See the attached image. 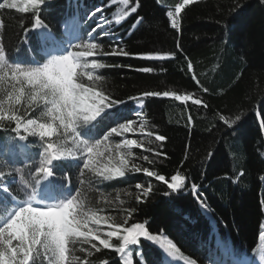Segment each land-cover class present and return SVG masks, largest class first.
I'll list each match as a JSON object with an SVG mask.
<instances>
[{"label":"trees","instance_id":"1","mask_svg":"<svg viewBox=\"0 0 264 264\" xmlns=\"http://www.w3.org/2000/svg\"><path fill=\"white\" fill-rule=\"evenodd\" d=\"M138 2L137 13L119 25L115 20L122 12L118 8L121 3L113 0H51L41 18L48 31L64 38L62 25L74 10L78 13L100 7L104 16L110 18L109 30L118 38L111 41L104 37L105 50L110 51V44L116 42L132 54H176L164 61L135 55L103 57L109 67L100 70L105 79L99 86L113 98L126 101L127 115L141 119L146 131L166 137L156 141L154 135L140 136L144 147L152 151L134 149L135 163L164 175L166 180L179 172L187 177V187L180 193H171L166 183L143 173L93 185L90 177L79 176L74 162L63 172L57 169L56 175L66 174L93 207L105 209L102 215L123 222L127 218L123 210L135 208L128 226L147 222L151 233L166 235L177 245V256L186 262L194 259L196 264H209L217 250V235L235 257L259 261V249L264 243L260 240L264 225V0H196L177 17L179 29L171 27L167 12L183 0ZM138 17L143 20L133 27ZM0 19L5 24L0 35L12 58L39 60L43 55L37 53L41 41L30 30L33 13L5 9L0 10ZM95 19L84 24V33L94 27ZM145 67L153 71L137 70ZM145 91L189 94L202 99L207 107L161 96L144 98L138 111L137 101L129 98L140 97ZM7 136L0 133V138ZM145 155L154 163L143 160ZM23 163L21 157L20 164ZM28 171L24 168L25 178ZM81 179L84 182L78 184ZM137 183L145 188L150 184L151 194L141 196ZM193 183L198 185L199 194L191 191ZM165 192L170 194L165 196ZM102 196L112 203L101 202ZM137 196L143 202L137 203ZM112 243L119 245L116 238H112ZM99 247L100 252L93 250L92 256L87 257L91 264H123L124 259L132 264H165L168 260L158 245L147 240L138 246L142 256L137 252L123 259L114 249ZM77 255L83 264L85 254Z\"/></svg>","mask_w":264,"mask_h":264},{"label":"snow or ice","instance_id":"2","mask_svg":"<svg viewBox=\"0 0 264 264\" xmlns=\"http://www.w3.org/2000/svg\"><path fill=\"white\" fill-rule=\"evenodd\" d=\"M120 2L125 10L116 18L117 25L137 13L140 7L138 0ZM195 2L183 0L174 12H167L173 29H179L177 17L182 9ZM50 3L51 0H0V10L33 13L30 30L41 41L37 53L43 52L39 60L35 57L13 59L0 35V133L8 134L0 138V264H80L78 252L85 254L83 264H91L87 257L92 256L93 250L100 252L99 246L114 249L121 254V259L129 254L135 256L137 252L142 256L138 247L142 240L158 245L167 257H175L180 252L177 245L166 235L151 233L147 222L128 226L135 208L123 210L127 216L123 222L111 215H102L105 209L93 207L66 174L58 177L56 172L57 169L63 172L74 162L79 176L90 177L89 183L93 185L143 173L166 183L171 193L182 192L187 187L185 175L177 172L166 180L164 175L135 163L133 149L152 150L145 148L141 140L129 136L154 135L156 141H164L166 137L146 131L143 122L129 118L126 101L113 98L99 86L105 79L100 70L109 67L103 57L135 55L140 59L164 61L176 54H132L116 42L110 44V51L105 50L104 37L111 41L118 38L109 30L111 21L103 17L100 7L89 17L101 13L96 17V27L86 33L87 39H82L75 31L69 33L68 39L57 37L47 30L48 25L41 18ZM142 20L138 17L133 27ZM4 27L0 19V29ZM27 31L29 29H25ZM188 69H192L191 63ZM137 70L153 71L150 67ZM161 96L183 102L191 100L195 105L207 107L202 99L175 91H145L140 97L129 99L136 100L142 108L144 98ZM220 119L229 124L223 116ZM114 138L119 139L114 141ZM21 157L23 164H20ZM142 159L154 163L147 155ZM24 168L29 169L27 178ZM83 182L81 179L78 184ZM135 187L145 198L152 192L150 184L145 188L137 183ZM191 191L199 194L198 185L191 184ZM141 196L136 197L137 203L143 202ZM101 202L112 203L103 196ZM261 203L264 205V201ZM101 224L109 230L102 232L98 227ZM112 238L119 241L118 246L112 243ZM260 240L264 242V225H261ZM217 247L220 257L215 264H229L232 250L225 245ZM259 258L264 264V243L259 249ZM123 264H132V261L124 259ZM187 264H196V261L187 259ZM237 264L245 262L238 260ZM251 264H256L255 259Z\"/></svg>","mask_w":264,"mask_h":264},{"label":"rangeland","instance_id":"3","mask_svg":"<svg viewBox=\"0 0 264 264\" xmlns=\"http://www.w3.org/2000/svg\"><path fill=\"white\" fill-rule=\"evenodd\" d=\"M121 3L120 0H115V3ZM23 6V5H22ZM120 11H124L125 10V6L121 3V5L118 7ZM77 9V8H75ZM175 9H172V8H169L168 11H173L174 12ZM94 12L93 10L89 9V10H86V11H79L78 14H75L77 16H74L73 18H71V20H67L64 24H63V34H64V39H68L69 38V33L72 32V31H75L77 35H80L82 39H87V37H84V34L82 33L83 32V28H84V24H86V22H89L90 20H92L93 18H96V17H100L101 14L97 13L96 14V17H92V18H89L91 13ZM103 17L107 20L110 21V18L106 15L104 16L103 14ZM94 23H95V26H96V19L94 20ZM77 41L76 40H73V43H76ZM86 78V77H85ZM140 107V106H139ZM139 111V110H138ZM39 113H37L38 115ZM137 120L138 122H140L141 119H139L138 117L135 119ZM139 137L140 135H136V136H129V138H135V139H138L139 140ZM119 138H114V141H118ZM134 150V149H133ZM100 228V230L103 232V231H107L109 230L105 225L101 224L98 226ZM216 245H221V242L219 239H217L216 241ZM220 250L218 249L217 247V251H213L212 253V263L211 264H215L216 260L218 257H220ZM170 260H171V264H185L183 263L182 261H180V259L175 256V257H170ZM249 264H251V261L249 259H247ZM229 264H237V261L236 259L234 260L233 257H231L230 261H229ZM256 264H262V262L259 260V261H256Z\"/></svg>","mask_w":264,"mask_h":264},{"label":"bare ground","instance_id":"4","mask_svg":"<svg viewBox=\"0 0 264 264\" xmlns=\"http://www.w3.org/2000/svg\"><path fill=\"white\" fill-rule=\"evenodd\" d=\"M67 20H68V19H66V21H67ZM66 21H65V22H66ZM65 22H64V23H65ZM64 23H63V24H64ZM243 261L245 262V264H249L248 261H247L246 259H243Z\"/></svg>","mask_w":264,"mask_h":264},{"label":"water","instance_id":"5","mask_svg":"<svg viewBox=\"0 0 264 264\" xmlns=\"http://www.w3.org/2000/svg\"><path fill=\"white\" fill-rule=\"evenodd\" d=\"M202 210H203V212H204L207 216H209V215H208V212H207L204 208H202Z\"/></svg>","mask_w":264,"mask_h":264}]
</instances>
